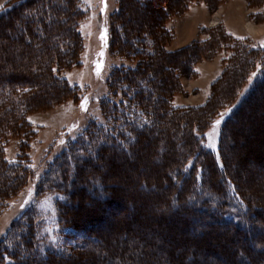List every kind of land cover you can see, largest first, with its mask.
Returning a JSON list of instances; mask_svg holds the SVG:
<instances>
[{
  "label": "rangeland",
  "instance_id": "rangeland-1",
  "mask_svg": "<svg viewBox=\"0 0 264 264\" xmlns=\"http://www.w3.org/2000/svg\"><path fill=\"white\" fill-rule=\"evenodd\" d=\"M8 1L0 0V9ZM150 1L153 5L148 9L142 8L137 0H124L121 14L127 30L135 33L143 27L155 29L160 17L158 1L170 9L164 20L167 36L163 39V50L170 54L143 59L152 70L149 78H154L156 94H164L167 86L174 87L177 78L181 90L173 94L170 104L173 108L194 109L188 118L190 123L207 116L208 109L202 108L207 103L220 106L214 120L202 129V144L204 150L213 153L218 171L226 168L228 180L215 173L211 179L206 177V186L208 189L217 184L220 187L223 182L224 187L230 188V195L235 198L233 202L240 210L239 198L230 181L233 182L252 208H260L256 224L264 228V83H261L264 75V0ZM57 3L64 5L63 0ZM75 7L76 31L81 40L77 63L57 73L54 69L71 87L72 94L52 106L25 114L28 125L16 136L5 137L3 157L6 161L15 162L21 142H25L29 166L24 184L1 205L0 246L9 249L11 244L3 239L6 236L20 238V233L19 236L16 233L24 234L27 229L30 236L16 241L34 249L24 253L26 258L21 251L26 261L18 264H38L37 254L47 252L55 253L56 259L41 264H186L190 258L197 260L195 264H260L264 261L263 229L258 238L245 241L239 234L209 227L208 222L193 221L189 212L174 209L166 175L169 176L170 170H176L187 145L179 148L180 133L164 135L163 129L169 119L162 115L159 104L156 115L162 119L153 122L155 129L140 138L133 149V157H114L108 150L87 164H78L86 174L78 178L76 187L86 183L94 186L95 197L86 193L77 200L73 195L67 210L77 221L91 224L89 229L96 231L100 238L95 245L92 243L94 246L78 248L84 240L70 232L59 217L62 212L59 205L65 196L53 190L57 159L91 123L105 124L102 108L104 101L110 98L111 76L114 72L123 73L122 69L136 67L137 60L126 56L121 43L117 51L118 46L115 51L110 47L112 20L119 11V0H77ZM63 11L69 10L60 8L54 29L61 30L62 37H68V25L59 22ZM25 20L21 16L19 22ZM120 25H116V31H119L117 43L122 42ZM8 30L7 26L0 28V61L12 56L10 60L16 68L29 55L34 59V53L38 52L35 45L32 49L25 42L18 46V42H12L14 39L8 35ZM18 53H23L22 57ZM19 73L25 74V71L7 67L0 74L6 80L7 74L18 78ZM42 85L51 98L60 91L57 87H48L47 83ZM121 88L123 91L115 102L119 105L118 112L123 113L121 103L129 110L127 105L131 103L129 98L133 99L134 91L132 87ZM142 88L139 85L137 90ZM85 98L86 105L81 107ZM153 98V94L148 96L149 100ZM130 111L138 112L142 120L153 118L142 109L132 107ZM121 113L116 118L121 117ZM232 117L236 120L227 124ZM216 121L220 123L216 124ZM162 148L168 151L165 156L160 154ZM199 166V161L190 157L178 168L179 171L183 168L187 176L191 170L190 177L199 183L204 174ZM98 180L106 189H97ZM47 181L53 186H46ZM58 183L62 184L60 180ZM173 187L176 189L178 184ZM218 191L211 192V201L216 198V193L222 201L224 192ZM104 194L112 195L111 199L116 200L100 205L102 198L97 197ZM189 197L179 202L185 205ZM25 212L33 216L28 228V220L21 218ZM228 217L232 218V215ZM247 219L255 218L247 215ZM14 222L23 227L19 224L12 231ZM203 230L199 237H190ZM242 234L247 233L242 231ZM211 251L217 253L218 259L206 254ZM69 254L71 257L67 258L65 255ZM60 256L66 257L62 263L57 261ZM12 260L14 258L5 255L0 264H11Z\"/></svg>",
  "mask_w": 264,
  "mask_h": 264
},
{
  "label": "trees",
  "instance_id": "trees-1",
  "mask_svg": "<svg viewBox=\"0 0 264 264\" xmlns=\"http://www.w3.org/2000/svg\"><path fill=\"white\" fill-rule=\"evenodd\" d=\"M137 1H139L142 8L149 9V5H153V2L150 0ZM204 1L214 3L213 0ZM57 2L58 0H10L0 9V28H5V26L9 27L8 35L10 34L11 38L14 39L12 42H18V46L19 43L25 42L31 49L33 45H35V49H38V52L36 51L38 54L36 53L35 55L34 53V59L29 55L24 63H18L20 64L18 67L15 65L16 68H14L12 60H10L12 56L11 58L8 57L0 61L1 74L7 67L13 70L22 69L25 71V74H21L22 72L20 71L21 73H19L18 78L13 77L14 74H7L6 80L4 79V75L0 74V209L5 199L15 193L21 185L24 184L29 166L28 146L25 142H21L20 144V152L16 157V161L13 163L6 161L3 157V147L6 144L5 137L8 135L16 136L17 133L21 132L23 127L28 125L25 120V114L43 107L52 106L72 94L71 87L56 73L77 63L78 51L81 43L79 34L76 31L77 25L75 24V15L77 14L75 4L77 5V0H63V6L59 5ZM123 3L124 0H119V11L113 15V30L110 34V47L111 50L115 51L117 46L121 43L126 56L128 58L134 57V59L137 60V65L134 68L120 70L123 73L114 72L111 76L109 82L110 98L104 101L102 108L103 115L106 117V125L100 126L94 122L91 123L82 135H80L77 140L59 156V159H57L58 161L55 167V172L57 173L54 174L55 181L53 190L65 196L63 203L59 205L62 211L59 216L61 223H65V225L69 227L70 232L84 240L78 246L79 249H85L93 244L95 245V243L100 240L99 234L89 229L90 227L92 228L91 224L85 221H77L76 217H73V215L71 216L72 213L70 214L67 210V208L71 206L70 201L73 195L77 197V200L78 197L81 198V196L86 193L92 194L91 198L95 197L94 190H96V188L94 186H90L86 183L76 187L78 178L86 174V170H84L83 167L80 169L78 164L80 162L87 164L108 150H111V154L114 157L119 155H122L121 157H131L134 152L133 149L138 144L140 138H142L144 134L155 129L153 122L162 119L158 118L156 115V110H159V104L162 115L169 119L168 125L163 129L164 135L174 136L176 133H180L177 142L179 148L183 149L187 145V149L180 158V163L177 165L176 170L174 169V172L170 170L169 176L166 175V186L169 187V192L174 202V209L189 212L190 218L193 221L208 222L210 224L209 227L219 228L226 232L229 231L235 235L239 234L245 241H247L248 238H258V233L262 232L260 229L264 230V228L256 224L258 223L256 218L261 211L260 208H252L249 200L244 196L238 186L236 187L231 181L230 183L232 184L231 186L234 190V194L239 198L241 204L240 210L237 209L233 202L235 198L233 196L231 197L230 188L224 187L223 182L220 187L218 184L216 187L210 185L212 191H214V189L218 191L219 189L218 192H224L222 201L218 200L216 192V198L211 201L212 199H210L209 195H211L212 191L211 188L208 189L206 186V177L209 179L215 173L218 175L220 173L227 179L226 168L224 167V170L219 172L213 158V153L209 150H204L205 148L202 144V129L207 123L210 124V122L214 120V117L221 109L220 106H212L210 103H207L202 107L203 109H208L205 112L207 116L203 119L199 118L196 122L193 121L190 123L188 118L189 115L195 111L194 109L188 107L173 108L170 104V99L173 94L181 90L177 78V81L174 79V87L167 86L164 94H156L155 92L154 82L152 80L154 78H151L152 70L149 69L148 62H144L143 59L152 60V58L156 59L164 56V54H170L167 50H163V39L167 36L164 20L166 19V15L169 14V7L166 4L161 5L158 1L156 4L159 7L158 9H160V17L158 22H156L155 29L143 27L135 33H132V31L130 33L127 30L128 27L126 28L123 15L121 14ZM66 7L69 11H63L62 19L59 22H61V24H67L70 33L68 37H62V31L55 30L54 28L56 27L55 22L57 18L60 17V8L64 10ZM21 16L25 17L26 20L19 22ZM116 25H120L122 33L120 36L122 42L118 43L116 38H118L117 34L119 31H116ZM21 45L24 46V44ZM26 45L24 47H26ZM47 45L49 48H47ZM118 49L119 46L116 51ZM22 54L23 53L19 54V57H22ZM55 68L57 70L56 73L54 72ZM150 75L151 80L149 78ZM181 75L182 73L178 74V78ZM42 83H47L48 87H57L60 90L58 92L59 94L53 95L54 97L52 98L49 97V95L44 92ZM261 83H264V75L261 76ZM139 85L143 88L137 90ZM121 87H132L134 91L133 99L129 98L131 103L127 105L129 110L124 108L121 103L123 113L118 112L117 107L119 105L115 102L118 98V94L123 91ZM151 94H153L154 98L149 100L148 96ZM132 107H134V109H142L145 111L146 115L149 117L152 116L153 118L150 117L151 120H142L143 118L140 117L138 112L134 111L132 113V111H130ZM119 113H121V115H119L121 117L116 118V115ZM233 117L229 118L226 123L230 125L234 122L236 118ZM167 152V150L162 148L160 154L165 156ZM190 157L199 161V167L203 169L204 174L199 183L197 179H192V177H190L191 170L189 171V176L184 174L183 168L181 169L182 171H179L178 166H182L186 159ZM59 180L62 184L58 183ZM97 183V189L99 191L103 188L106 189L100 180H98ZM46 184V186H53L51 181H47ZM174 184H178L176 189L173 187ZM189 195L192 196L189 197ZM198 195L204 198H200ZM187 197H189L188 203L182 205L179 201ZM97 198H102L99 202L100 205L116 200L111 199L112 195L109 197L105 194ZM75 207H78V205L75 204ZM28 214L29 213L25 212L21 217L28 220L26 224L29 226H27V228L32 225L33 220V216ZM229 215H232V218L228 217ZM247 215H252L255 219H247ZM207 218L213 219V221H207ZM253 221H255V224ZM19 224L18 222H14L11 226L12 231L17 229ZM189 225L190 223L187 221L186 226L189 227ZM20 226L23 227L22 224H20ZM257 230H259V232ZM204 231L205 230L199 233H192L190 237H199ZM242 231L247 234H242ZM19 233L20 238L17 237L16 239V237L9 238V236H6L3 239L4 242L8 241L11 245H9L10 248H6V250L5 247L0 246V263L3 262L5 255L14 258L11 264H18L20 261H26L22 258V254L28 252L30 249H34L30 245L28 246L23 242L19 243L16 241L21 240L23 237L26 238L30 236V232L25 229L24 234L22 232L16 234L19 236ZM125 237L126 234L123 238ZM21 251L22 254H20ZM213 252L214 251L205 253L207 255L209 254V256L214 255L212 257L215 260L218 259L219 256L216 255L217 253ZM24 255V258H26L27 255ZM70 255L71 254L65 256L68 258L71 257ZM65 256L64 258H61L62 256L57 257V261L62 263V261L66 260ZM55 259L56 254L52 252H47L45 255L37 254L36 263L41 264ZM196 261L197 260L190 258L186 264H195ZM260 264H264V261H260Z\"/></svg>",
  "mask_w": 264,
  "mask_h": 264
},
{
  "label": "snow or ice",
  "instance_id": "snow-or-ice-1",
  "mask_svg": "<svg viewBox=\"0 0 264 264\" xmlns=\"http://www.w3.org/2000/svg\"><path fill=\"white\" fill-rule=\"evenodd\" d=\"M102 11H103V9H102ZM253 75L255 76L256 74L254 73ZM85 105H86V98H85L84 101L81 102V107H85ZM215 123H216V124H219L220 121H216ZM22 207H23V205H22Z\"/></svg>",
  "mask_w": 264,
  "mask_h": 264
}]
</instances>
